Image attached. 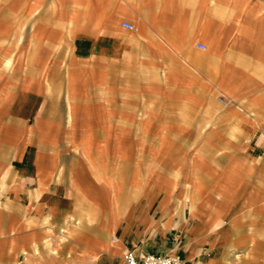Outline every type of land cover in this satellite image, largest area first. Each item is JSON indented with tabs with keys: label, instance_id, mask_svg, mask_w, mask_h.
<instances>
[{
	"label": "crops",
	"instance_id": "0c3cea01",
	"mask_svg": "<svg viewBox=\"0 0 264 264\" xmlns=\"http://www.w3.org/2000/svg\"><path fill=\"white\" fill-rule=\"evenodd\" d=\"M263 223L264 0H0L2 253L236 264Z\"/></svg>",
	"mask_w": 264,
	"mask_h": 264
},
{
	"label": "rangeland",
	"instance_id": "374dc122",
	"mask_svg": "<svg viewBox=\"0 0 264 264\" xmlns=\"http://www.w3.org/2000/svg\"><path fill=\"white\" fill-rule=\"evenodd\" d=\"M199 55L200 53H198V55L195 57V60L199 59ZM18 78H19V75H16V76L12 75L11 77H9L10 80H17ZM219 96L221 97L222 95L219 92H214V97L216 98V100H218ZM226 99H227V96H226ZM227 100L230 103V100L229 99ZM172 140L174 142V139ZM172 140H170L171 143H173ZM245 140L247 141L245 148H248L250 146L251 139L246 138ZM165 167L173 169L171 171H168V173H166L167 177L172 178L174 180L173 185L172 186H164V185L158 186V181L163 180V175L161 174V172L158 173L157 170H154V171H151L149 175L150 181H151V184L149 185L150 192L153 191L154 189L160 188V189H165L167 193H173L174 190L178 187V180L180 179V177L184 181L188 182L190 180L192 181L194 178L195 179L198 178V175H199V173H197L195 170V165H193L192 163L191 166L190 164L188 166L187 161H183L179 163V162H174L172 160H169L166 163ZM125 172L126 171H124V169H120L118 171L115 170L114 174L116 176V173H117L118 177L126 176ZM164 181L166 184L168 183L167 180H164ZM175 182H177L176 185H175ZM229 186L230 184L220 185L217 189L218 195L220 196V194L223 193L222 189H228ZM189 187L190 186L186 184L184 185L182 189L186 188L187 190L189 189ZM201 188L202 186L197 187L198 190ZM119 189H120V186H117V192L120 194L121 189L120 190ZM246 208H249V207L246 206ZM223 218L227 220V216H224ZM219 226L220 224L218 223V226L217 227L214 226V228L216 229L219 238L222 240L226 232L224 231L222 227H219ZM263 226H264V223H263ZM249 230H250L249 231L250 236L247 237L246 235L248 239L246 238V242H245V245L247 247L241 251H237L236 253L243 252V251L245 252L247 251V252L245 254L243 252L242 260H240V262L235 261V263L236 264H264V244H263L264 243V228H263V231H260V233H257L253 228ZM71 236H73V233L70 234L69 238ZM5 238L13 240L14 234L8 233ZM114 238L118 239L117 243L113 242ZM110 240L111 241H109L107 244H102L101 249L104 251L115 253V256L114 255H103L96 264H124L122 257L125 256L126 252L123 250L121 246L119 237H112ZM258 241L262 243L259 245L257 244ZM2 248H0V264L2 262H4L5 264H90V261H91L87 258H83L82 254L84 253L81 251H75L73 249H69L68 253L64 255L62 254L63 251L61 249L52 248L51 244L47 242L45 245L43 244V246H40V247L34 244L33 250L31 252L28 249H22V252H23L22 256H17V251L15 250L12 252V254H10L11 251H7V252L3 251L2 253L1 251ZM86 252L90 254L93 258H98L101 253L100 251L93 250V249H87ZM225 264H227V261H225Z\"/></svg>",
	"mask_w": 264,
	"mask_h": 264
},
{
	"label": "built area",
	"instance_id": "2783aa9c",
	"mask_svg": "<svg viewBox=\"0 0 264 264\" xmlns=\"http://www.w3.org/2000/svg\"><path fill=\"white\" fill-rule=\"evenodd\" d=\"M123 27L133 30L135 27L132 23L125 22ZM197 46L203 50H206L207 46L204 43H198ZM220 102L223 105H227V101L224 97H219ZM124 264H186V261L179 255H156L146 254L139 257L134 251L128 250L123 257Z\"/></svg>",
	"mask_w": 264,
	"mask_h": 264
},
{
	"label": "bare ground",
	"instance_id": "6f19581e",
	"mask_svg": "<svg viewBox=\"0 0 264 264\" xmlns=\"http://www.w3.org/2000/svg\"><path fill=\"white\" fill-rule=\"evenodd\" d=\"M222 97H224V96H222ZM224 98H225V97H224ZM225 100H226V101H227V103L229 104V101H228L226 98H225ZM228 104H227V105H228Z\"/></svg>",
	"mask_w": 264,
	"mask_h": 264
}]
</instances>
